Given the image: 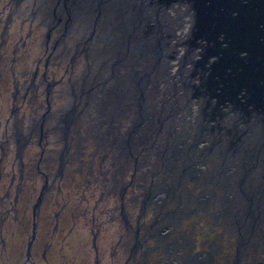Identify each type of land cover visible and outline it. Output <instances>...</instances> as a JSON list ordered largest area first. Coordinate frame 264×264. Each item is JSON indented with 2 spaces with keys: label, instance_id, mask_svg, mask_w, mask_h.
Wrapping results in <instances>:
<instances>
[{
  "label": "flooded vegetation",
  "instance_id": "1",
  "mask_svg": "<svg viewBox=\"0 0 264 264\" xmlns=\"http://www.w3.org/2000/svg\"><path fill=\"white\" fill-rule=\"evenodd\" d=\"M86 1L0 0V264H264V219L240 243L218 202H194L192 154L168 185L128 147L141 127L87 104Z\"/></svg>",
  "mask_w": 264,
  "mask_h": 264
},
{
  "label": "water",
  "instance_id": "2",
  "mask_svg": "<svg viewBox=\"0 0 264 264\" xmlns=\"http://www.w3.org/2000/svg\"><path fill=\"white\" fill-rule=\"evenodd\" d=\"M110 1L93 0L94 14H106ZM176 3L180 30L177 21L168 30L164 19ZM130 4L138 12L139 23L149 26L155 36L147 51L151 69L142 70L135 80L141 90L138 117L145 111L144 84L152 81L150 74L156 69L151 83H165L168 106L162 117L166 137L161 155L169 154L182 163L178 177L188 172L185 154L193 155L194 164L206 162L208 170L202 176L194 167V181L207 180L208 194L204 199L194 197V202L213 209L218 202L222 209L216 216L223 218L225 213L231 218L242 243L243 232L249 234L264 219V0H131ZM153 17L158 18V28L155 21L147 22ZM173 36L178 37L172 40ZM125 39L128 44L129 38ZM147 40V35L140 36L138 44L136 39L133 57ZM172 60L176 79L171 74ZM191 102L193 112L185 109ZM186 114H191L192 122L184 119ZM231 164L243 170L239 178H224ZM254 173L261 181L250 180ZM231 186L244 199L242 211L226 207Z\"/></svg>",
  "mask_w": 264,
  "mask_h": 264
},
{
  "label": "bare ground",
  "instance_id": "3",
  "mask_svg": "<svg viewBox=\"0 0 264 264\" xmlns=\"http://www.w3.org/2000/svg\"><path fill=\"white\" fill-rule=\"evenodd\" d=\"M92 2L93 0L86 1L87 8L89 7L88 9H86V12H90L92 16H90L89 18L88 16L86 17L84 27L86 31H89V29H93V35L91 36V38L87 37L86 42L90 45L91 50L88 52V57L84 59V62L86 69V61L88 60L89 68L91 70L90 75L85 76L86 82L88 83V85L94 82V84L97 85V93L95 94V96L94 92L91 93V97L89 96V93L86 95V98L89 99L87 104H95V108H97V111H99L100 116L110 119V121H108L109 129L113 128V120V125L118 128V133L124 134L125 132H127L129 127L127 128V130H123L125 127V122L120 119L125 118L126 108L132 104V100H137V103L134 104L139 105L140 97H137V95L141 90L136 85L135 80L138 76L141 75L142 70L151 69L148 62H146L147 51L150 49L149 47L154 43L153 38H155V36L153 34H150L151 28L149 26L144 27L142 23H139V17L136 16V13L138 14V12H134L129 7L133 5L130 4L131 0H112L106 6V9H108L109 11L106 14L98 13L97 16L92 11L93 5L96 3V1L94 4H92ZM173 13H175L177 16ZM155 18L156 17L149 18L147 22L149 23V21H155ZM156 20H158V18H156ZM164 20L167 24L165 25L167 29L172 27V24L176 21L177 23H175V26L176 28H179L177 25L178 23H180L178 21L179 9L177 7H174V9L169 10ZM156 24L158 28V22H156ZM134 30L136 32L143 30L144 32L139 35H134L132 34ZM146 35L148 36V40L142 45V48L137 53V56L133 57V48L136 44V39L138 44L140 42V36ZM125 37H128L130 40L128 44ZM176 37L173 36L172 40H176ZM77 38L78 31L72 37V47H75ZM175 64L176 63L173 62L171 63L173 68L174 66H176ZM175 72V68L174 70H171V74L174 75V77ZM151 78L152 81L146 82L144 84V92L149 91V84L151 82H154L155 78L153 76H151ZM164 87L165 85L163 84V82L159 83L158 89H156V86H153L154 94L149 98L151 99V101L145 104L147 108V110H145V113L146 116L148 115V119L144 121L142 116L138 121L137 118L139 115L135 116L136 119L134 122V126L136 129L141 127L140 130H142L139 133V138H135L134 141H136L131 142L129 144V147L130 149H140L142 147L145 151H147L146 153H143L142 156H139V159L141 160L140 163H144V167L148 171L147 173H149L150 175L158 176L154 174V171L156 172L160 170V175L158 177H165L168 185H171L180 180L177 170L178 167L182 165V163H180L177 158H173V156L169 154H166L167 156L161 155L162 141L166 137V127L162 121V117L165 114L164 107L166 108L167 106L165 101L167 90ZM103 99H105V103L101 104V101ZM134 104H132V107ZM185 109L187 111L189 110L187 105H185ZM86 110L88 111V113H92L93 107L89 109L86 106ZM190 132L192 133V130H190ZM147 140H151L149 145ZM120 141L123 145H125L124 140L120 138ZM120 141L117 142L118 147L122 146ZM135 155L138 157L137 153H135ZM176 162H178L177 166L174 165V163ZM199 163L204 164V166L201 167V169L197 168L196 171L200 172L202 170L199 173V176H202V174L206 170H208V165L203 160L195 162L194 165H197ZM162 167H164L165 170H162ZM198 167L200 166L198 165ZM229 167L234 169V171L228 172L227 168L226 172L223 173L224 178H239L243 170L241 168L238 170L237 164H231ZM258 177L259 176H257V174L255 173L249 176L250 180L252 181H261ZM149 179L150 176H148V180ZM156 180L157 179H151L149 180V182L153 183V181ZM205 182L208 181L205 180ZM199 184H201V187L203 189L200 188L198 191L203 190L202 192H204V194H208L206 191V189H208V186L201 182H199ZM153 186H155L154 183ZM227 194L228 197L225 198L226 207H230L235 211L237 209L242 211L244 209L245 202L241 197V194L236 190V187L231 186L230 190L227 191ZM217 207L219 208V206ZM202 209L208 210L209 208L203 207ZM224 217L228 218L227 222L226 220H223L225 223L233 224L231 218H229L226 214L224 215ZM233 227L235 226H232V228Z\"/></svg>",
  "mask_w": 264,
  "mask_h": 264
},
{
  "label": "rangeland",
  "instance_id": "4",
  "mask_svg": "<svg viewBox=\"0 0 264 264\" xmlns=\"http://www.w3.org/2000/svg\"><path fill=\"white\" fill-rule=\"evenodd\" d=\"M166 29H167V27H166ZM168 30H170V29H168ZM149 59L147 58V61L146 62H148V64L150 65V68H151V64H153L150 60L148 61ZM84 62V61H83ZM173 61H171V63H172ZM85 63V62H84ZM151 63V64H150ZM174 68H175V66H174ZM174 68H173V70H174ZM86 70V69H85ZM155 72H156V69H153L152 71H151V76H153L154 78H156V76H154V74H155ZM177 78V75H176V72H175V79ZM177 81V80H176ZM159 83H162L161 82V80H159L158 81V83H155L154 85L156 86V89H158V87H159ZM163 84H165V83H163ZM139 92V91H138ZM144 94H145V104H147V103H149V101H151V99H149L150 97H152V95L154 94V92H153V84L152 83H150L149 84V91H147V92H144ZM140 97L141 96V91L138 93V95H137V97ZM136 97V98H137ZM133 102H131L132 104H134V103H137V100H132ZM132 104L130 105V106H128L127 108H126V111H125V118H122V119H120V120H123L124 122H125V127H124V129L123 130H127V128L129 127V125L130 124H133L134 122H135V119H136V115H138V105H133V107H132ZM166 107H168V106H166ZM145 110H147V108H146V106H145ZM136 112V113H135ZM143 116V119H144V121H146L147 120V116H146V113H145V111H144V114L142 115ZM132 121V122H131ZM129 123V124H128ZM97 125V124H96ZM109 126V125H108ZM103 127H105V126H103ZM97 129L98 130H104L103 128H100V126H97ZM129 129V128H128ZM148 135H149V133H148ZM166 135V134H165ZM189 139V138H188ZM187 139V140H188ZM148 141V145L150 144V141L151 140H147ZM129 147V146H128ZM146 147H147V144H146ZM130 148V147H129ZM132 150L134 151V153H141L142 155H143V153H146L147 151H145V150H143V148H140V149H137L136 151H135V148H132ZM149 152V151H148ZM168 155V154H167ZM199 162V161H198ZM197 165H199V166H201V167H203L204 166V164H201V163H199V164H197ZM196 165V166H197ZM155 185V184H154ZM204 187V186H203ZM203 189V188H202ZM203 191V190H202ZM168 198H169V196H168Z\"/></svg>",
  "mask_w": 264,
  "mask_h": 264
}]
</instances>
